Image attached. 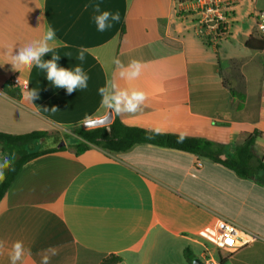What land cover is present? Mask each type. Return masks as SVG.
Returning <instances> with one entry per match:
<instances>
[{
  "label": "crops",
  "instance_id": "crops-1",
  "mask_svg": "<svg viewBox=\"0 0 264 264\" xmlns=\"http://www.w3.org/2000/svg\"><path fill=\"white\" fill-rule=\"evenodd\" d=\"M235 1L230 36L208 46L195 34L193 20L176 12L173 0H0V133L72 137L71 144L63 137V149L27 161L0 200V239L6 242L0 264H10L8 250L17 240L30 250L23 264H40L39 253L50 247L57 251L50 264H101L109 256L120 258L118 264H188L185 249L198 260L213 258L219 219L256 237L225 253L221 262L264 264V186L255 180L149 144L123 153L91 147L80 155L71 147L77 139L72 129L110 113L101 106L98 89L115 80L148 95L137 113L115 115L123 125L228 147L257 132L253 149L262 160L264 44L253 51L246 42L259 39L254 13L264 9V0ZM96 4L101 11L118 12L120 21L97 31ZM49 26L56 32L58 63L80 65L89 76L86 89L69 95L43 70L17 71L9 63L12 52L40 39ZM81 46L88 49L83 62L76 59ZM115 59L125 65L141 61V76L120 80ZM14 76L28 88L14 87ZM33 89L39 98L31 101ZM39 146L15 150L27 154ZM0 153L1 159L8 155L1 147Z\"/></svg>",
  "mask_w": 264,
  "mask_h": 264
},
{
  "label": "trees",
  "instance_id": "trees-1",
  "mask_svg": "<svg viewBox=\"0 0 264 264\" xmlns=\"http://www.w3.org/2000/svg\"><path fill=\"white\" fill-rule=\"evenodd\" d=\"M264 41L250 38L246 42V47L253 51L262 50ZM7 93V88L4 87ZM230 94L243 101V95L229 90ZM241 107V103L239 104ZM76 136V142L71 146L76 155H80L91 147L99 148L108 153H123L136 145L149 144L156 147L172 149L184 153L195 155L198 159H204L212 163L218 164L228 171L234 173L241 179L255 180L258 185L264 186V165L260 158L254 153V143L258 136L257 132L249 135L242 144L228 147L226 145L212 143L202 138L185 137L183 142H178V136L170 133H155L137 127H128L123 125L115 116L108 126L95 127L85 129L78 127L71 130ZM63 137L58 134H50L47 132H33L20 136H11L0 133V147L3 152H7L8 156H14L12 168L14 170H6V179L0 182V200L11 186L13 180L19 173L21 167L29 160L46 154L49 152L63 149L57 147L63 141ZM31 144H38L39 149L33 153L20 154L15 149H22ZM41 146H44L42 149ZM48 146H53L52 148ZM230 149V151L228 150ZM183 256L188 264L196 259L189 249L183 251ZM120 258L109 256L105 258L101 264H118Z\"/></svg>",
  "mask_w": 264,
  "mask_h": 264
},
{
  "label": "clouds",
  "instance_id": "clouds-1",
  "mask_svg": "<svg viewBox=\"0 0 264 264\" xmlns=\"http://www.w3.org/2000/svg\"><path fill=\"white\" fill-rule=\"evenodd\" d=\"M87 7L86 5L85 8L87 9ZM93 9L96 13L93 16V21L99 32L107 31L114 23L120 21L118 12L101 11L99 4L94 5ZM55 39V29L49 26L40 39L19 47L16 54L12 52L9 63L12 65L13 69L17 71L21 69L31 71L33 67L43 70V72L46 73L47 80L54 87L65 89L69 95L78 89H86L88 87L89 76L80 65H76L73 68H65L58 63L60 55L55 52ZM87 52L88 49L81 46L78 49L76 59L83 62ZM49 53H52L51 59H44ZM114 64L118 69L119 79L128 82L138 79L144 69V64L138 60H131L125 65L119 59H115ZM98 93L101 96V106L115 115L137 113L142 109L148 99V95L145 91L137 88L121 87L115 80L107 81L105 86L98 89ZM38 98L37 89L29 91L27 99L34 101ZM52 110L56 111L57 109L53 107ZM91 125L92 120L85 121V126ZM153 131L157 134L159 133L158 128ZM184 139L185 134L181 133L178 136V142H183ZM14 159V156L8 155L0 159V182L6 179V170H14V168H12V161ZM5 250L6 242L0 239V255H3ZM26 255H30V250L25 248L21 240L13 242L10 250H8L10 264H23V259ZM39 255L41 256L40 264H50L51 257L57 255V251L54 247H50L43 250Z\"/></svg>",
  "mask_w": 264,
  "mask_h": 264
},
{
  "label": "built area",
  "instance_id": "built-area-1",
  "mask_svg": "<svg viewBox=\"0 0 264 264\" xmlns=\"http://www.w3.org/2000/svg\"><path fill=\"white\" fill-rule=\"evenodd\" d=\"M173 2L179 15L193 20L195 34L204 44L208 46L216 44L230 36L237 5L235 0H173ZM254 19L257 35L264 41V9L255 12ZM11 84L21 90L28 88L26 81L17 76L11 78ZM261 162L264 165V157ZM197 167H200V163H197ZM255 238L251 232L229 220L219 219L216 224L215 248L219 252L233 254L250 245ZM203 264L218 263L208 257L204 259Z\"/></svg>",
  "mask_w": 264,
  "mask_h": 264
},
{
  "label": "water",
  "instance_id": "water-1",
  "mask_svg": "<svg viewBox=\"0 0 264 264\" xmlns=\"http://www.w3.org/2000/svg\"><path fill=\"white\" fill-rule=\"evenodd\" d=\"M111 122H112V114L108 113V115L106 117L99 119V120L92 121L91 126H85V124H84V128L90 129V128H95V127L108 126ZM59 146L60 147L63 146V142H61ZM192 264H203V263L200 260L195 259L192 262Z\"/></svg>",
  "mask_w": 264,
  "mask_h": 264
},
{
  "label": "rangeland",
  "instance_id": "rangeland-1",
  "mask_svg": "<svg viewBox=\"0 0 264 264\" xmlns=\"http://www.w3.org/2000/svg\"><path fill=\"white\" fill-rule=\"evenodd\" d=\"M64 140L67 142V144H71L72 143V137L71 136H68V137H65ZM39 147L36 148V150H27V153H33V152H36L38 151ZM226 254L224 252H219L217 249L214 251V254H213V260L215 262H217L218 264H230V261L227 259L225 260L224 262H221V257H224ZM225 258V257H224ZM202 263L204 262V259L203 260H200Z\"/></svg>",
  "mask_w": 264,
  "mask_h": 264
},
{
  "label": "snow or ice",
  "instance_id": "snow-or-ice-1",
  "mask_svg": "<svg viewBox=\"0 0 264 264\" xmlns=\"http://www.w3.org/2000/svg\"><path fill=\"white\" fill-rule=\"evenodd\" d=\"M229 243H232V241H229Z\"/></svg>",
  "mask_w": 264,
  "mask_h": 264
}]
</instances>
